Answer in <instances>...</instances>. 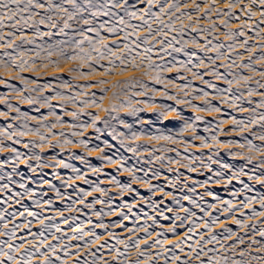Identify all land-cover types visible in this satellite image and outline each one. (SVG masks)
<instances>
[{
    "label": "snow or ice",
    "instance_id": "1",
    "mask_svg": "<svg viewBox=\"0 0 264 264\" xmlns=\"http://www.w3.org/2000/svg\"><path fill=\"white\" fill-rule=\"evenodd\" d=\"M0 50V264H264V0H0Z\"/></svg>",
    "mask_w": 264,
    "mask_h": 264
},
{
    "label": "rangeland",
    "instance_id": "2",
    "mask_svg": "<svg viewBox=\"0 0 264 264\" xmlns=\"http://www.w3.org/2000/svg\"><path fill=\"white\" fill-rule=\"evenodd\" d=\"M3 71H4V73H3ZM2 72V73H1ZM60 73H61V75L60 76H56V75H54V73H50V72H48L46 75H43L42 77H41V80H40V82H43L44 80H47V79H49V78H51V77H61V76H63V77H68V72L67 73H64V71H59ZM29 73V72H28ZM28 73H25V74H21V75H23V76H25L26 78H37L38 76H35V75H32V73L30 74H28ZM16 75H17V73H7V70H5V69H3V68H0V77H2L4 80H6V81H9V82H11V83H13L15 86H17V87H22L23 85H22V83H21V81L20 80H18V79H16ZM188 77H189V79H191V76L190 75H188ZM40 78V77H39ZM69 79H71V77H68ZM96 80V79H95ZM92 81H94V80H89V81H83V80H74L73 81V83H79V84H83V83H88V82H92ZM193 84H194V86H199V81H193ZM29 87H33L32 85H29ZM88 90H90L91 92H97V93H99V91H100V89L97 87V88H91V89H88ZM169 91L170 92H172L173 94H178V89H176V88H169ZM8 92V90L4 87V85L3 84H0V93H7ZM180 95H182V93H179ZM111 95V93H109V96ZM156 99H157V101H160L161 99H162V97H160L159 95L156 97ZM12 102L14 103V104H16V103H18V100L13 96V99H12ZM59 103H61V102H56V101H54V104H59ZM168 103H174V102H172V101H168ZM195 103H200V101H195ZM107 104H108V101L107 100H105V107L107 106ZM20 107H21V109L22 110H24V111H27V110H29V108H30V106H27V105H25V104H20L19 105ZM180 108H186V106H184V105H180L179 106ZM223 107H225V108H227V106H223ZM0 110H3V105H0ZM69 110H74V109H69ZM42 111L43 112H47V109H42ZM88 111H91V112H97V109H95V108H91V109H88ZM154 111H158V109H155V110H145V113L144 114H142V115H144V116H150ZM186 115H193V113H192V111H191V109H187V111H186V113H185ZM196 115H205V119H215L216 117L215 116H213V117H209V116H207L206 114H203V113H195ZM13 115H14V113H13ZM121 115L123 116V115H125L124 113H121ZM238 115H246V113H238ZM100 116L103 118L104 117V113H100ZM3 118H0V120H2ZM65 119H67V120H71V117H65ZM226 128L228 127V126H225ZM175 130H178V128L177 129H174L173 131H175ZM55 131H57V132H60V131H68V129L67 128H64V129H60V128H57ZM91 133V130H89V134ZM191 135V133H186V136H190ZM236 136V134L235 133H230L229 134V137H221V139H227V138H230V137H235ZM29 138H31V137H28V139ZM32 139V138H31ZM196 143H199V141H197ZM74 152H77V153H83L84 152V150L82 149V148H74V149H72ZM190 150H192V149H190ZM194 151H199L198 149H193ZM44 151L45 152H48V151H50L49 149H44ZM57 151H59V150H57ZM107 151V150H106ZM226 151H228V149H224V148H221V153H224V152H226ZM232 151H240V149H237V148H233L232 149ZM4 155H6V154H4ZM227 159V158H226ZM229 162H231V161H229ZM45 171H48V172H50L51 170H49V169H46ZM123 177V176H122Z\"/></svg>",
    "mask_w": 264,
    "mask_h": 264
},
{
    "label": "bare ground",
    "instance_id": "3",
    "mask_svg": "<svg viewBox=\"0 0 264 264\" xmlns=\"http://www.w3.org/2000/svg\"><path fill=\"white\" fill-rule=\"evenodd\" d=\"M185 23H187V21H185ZM201 26H207L206 24H204L203 22H201ZM7 31V30H6ZM29 35H30V33H29ZM221 39L223 40L224 39V37L223 36H221ZM108 43H111V41H107ZM0 51H2V50H0ZM70 67H74V65H64V66H62L60 69H54V68H51V67H49L47 70H42V71H39V72H32V71H29V73L31 74L32 73V75H35V76H38V77H40V80H41V77L43 76V75H46L48 72H50V73H54V75H56V76H60L61 75V73L59 72V71H64V73H67L68 72V68H70ZM2 73V72H1ZM3 73H4V71H3ZM7 73H16L15 71H9V70H7ZM25 73H28V72H25ZM25 73H21V74H25ZM28 73V74H29ZM141 75H142V72L141 71H136V72H132V71H129V73L127 74V76H125V77H120V76H114V77H106V76H100V75H97V76H95V77H92V78H90V81L91 80H94L95 81V79L96 80H100V79H107V80H109L110 81V83H115L117 80H123V79H126V78H128V76H135V77H137V78H139V77H141ZM169 75H175V73H171V74H169ZM186 75H190V74H186ZM191 76V75H190ZM180 83H183V82H180ZM33 87L35 86V85H32ZM89 92H91L90 90H88ZM15 97V96H14ZM17 100H18V98L17 97H15ZM142 99V98H141ZM56 102H60V101H56ZM53 103H54V101H53ZM25 105H27V104H25ZM27 106H29V105H27ZM225 106H227V105H225ZM146 110H149V109H146ZM32 139H33V137H31ZM31 138H29V139H31ZM25 140H27L28 139V137H25L24 138ZM140 143H149V144H151L152 142H150V141H140ZM198 144V143H197ZM176 147H180L181 148V151H183V149H182V147L181 146H176ZM195 149V148H194ZM21 150H23L22 148H21ZM66 151H73L72 149H68V150H66ZM189 151H191V152H193V153H197V152H199V151H205V152H207L208 150L207 149H205V150H199V151H194L193 149L192 150H190L189 149ZM6 154V153H5ZM7 155V154H6ZM91 159H92V161L94 162V163H99L97 160H96V155H92L91 157H90ZM74 163H76L77 164V166H80L79 165V162H74ZM215 167V166H214ZM21 169L23 170V165H21ZM106 171H108V172H112V171H114V167L113 168H106L105 169ZM181 171H184L183 169H181ZM187 175H191V176H193L194 178H199V179H203V177H198L197 176V174H195V173H186ZM127 178V174H124L123 175V177H121V179L123 180V179H126ZM77 183H80V182H77ZM135 187H139V188H141V190L142 191H144L145 189L143 188V186L142 185H136ZM212 188H213V190H217V191H220L221 189H223V185H212L211 186ZM238 187V186H237ZM198 191L199 192H203L204 190L203 189H198ZM220 194L222 195V196H226L227 195V193L226 192H224V191H220ZM206 199H208V200H211V198L210 197H206ZM97 207H100V206H97ZM257 208L259 207L258 205L256 206ZM66 215H68L67 213H66ZM107 219H109V220H111V219H115L114 217H108ZM93 220H95V217H93ZM127 223V222H126ZM231 222H229V224H230ZM98 231H100V230H98ZM71 234V233H70ZM122 235H126V233H122ZM105 239H107V237H105ZM132 256H133V258H135V252H133L132 253ZM109 259H111V257H109Z\"/></svg>",
    "mask_w": 264,
    "mask_h": 264
},
{
    "label": "clouds",
    "instance_id": "4",
    "mask_svg": "<svg viewBox=\"0 0 264 264\" xmlns=\"http://www.w3.org/2000/svg\"><path fill=\"white\" fill-rule=\"evenodd\" d=\"M152 110H155V109H152ZM171 118V117H170ZM92 155H99V153H93Z\"/></svg>",
    "mask_w": 264,
    "mask_h": 264
}]
</instances>
